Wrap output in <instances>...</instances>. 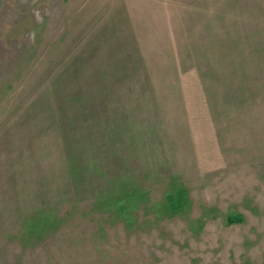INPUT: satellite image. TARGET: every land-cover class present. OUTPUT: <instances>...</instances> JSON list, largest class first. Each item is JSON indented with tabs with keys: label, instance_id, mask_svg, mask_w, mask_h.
I'll return each mask as SVG.
<instances>
[{
	"label": "rangeland",
	"instance_id": "374dc122",
	"mask_svg": "<svg viewBox=\"0 0 264 264\" xmlns=\"http://www.w3.org/2000/svg\"><path fill=\"white\" fill-rule=\"evenodd\" d=\"M0 264H264V0H0Z\"/></svg>",
	"mask_w": 264,
	"mask_h": 264
}]
</instances>
